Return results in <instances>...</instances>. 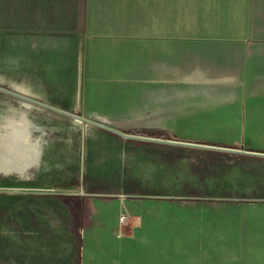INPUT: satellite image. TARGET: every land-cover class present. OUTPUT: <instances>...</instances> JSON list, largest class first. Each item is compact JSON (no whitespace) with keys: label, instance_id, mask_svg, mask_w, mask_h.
Masks as SVG:
<instances>
[{"label":"crops","instance_id":"1","mask_svg":"<svg viewBox=\"0 0 264 264\" xmlns=\"http://www.w3.org/2000/svg\"><path fill=\"white\" fill-rule=\"evenodd\" d=\"M6 2L15 5V0ZM3 10L21 12L25 43L26 35L45 43L46 54H55L49 60L68 53L74 62L84 44L81 58L91 85L98 73L88 72L86 61L101 53L100 68H116L107 61H117L120 69L132 70L117 74L149 76L152 91H180L183 100L203 110L216 131L217 114H226L225 109H235L230 113L236 117L242 113L245 123H264V0H20V8ZM50 77L46 84L57 83ZM69 91L68 103L53 106L74 112V106H81L83 116L96 112L109 117L88 106L82 84L77 101V80ZM212 140L197 143L233 148L218 144L217 135ZM104 195L74 191L71 196L40 197L36 211L3 213L0 264H159L158 247H253L247 232L233 229L241 220L264 214L263 204L254 212L250 206L240 210L238 204L217 200L178 205L107 200ZM128 210L134 215L133 234L124 237L118 214ZM13 220L15 227L9 226Z\"/></svg>","mask_w":264,"mask_h":264},{"label":"rangeland","instance_id":"2","mask_svg":"<svg viewBox=\"0 0 264 264\" xmlns=\"http://www.w3.org/2000/svg\"><path fill=\"white\" fill-rule=\"evenodd\" d=\"M14 3L0 0L1 86L12 90L15 84L36 88L31 97L54 105L69 102L72 95L69 89L72 81L76 84L77 80L80 91L81 84L87 87L88 106L100 109L109 116L110 126L125 133L190 142L213 141L217 135L218 144L264 151V123H245L240 116L242 113L236 117L230 113L235 109H225L226 114H217L216 131L213 124L206 122L208 118L203 110L196 103L183 100L180 91H152L149 76L117 74L132 72L120 69L117 61H107L116 68H100L101 53H93V58L86 61L87 71L98 73L91 77L94 80L91 85L90 76L85 75L84 58H81L84 44L79 45L78 59L74 62L68 53L62 59H47L55 54H46L45 43L32 42L27 35L25 43L21 12L3 10L20 8V0ZM53 38L59 40V37ZM42 39L45 41L46 37ZM114 47L116 45H111ZM48 74L57 83L46 84ZM51 88L59 90L51 91ZM79 98L76 93L77 101ZM8 104L18 106L10 95L0 92V111L7 110ZM73 108L78 114L85 112L81 106ZM30 118L38 127L45 128L48 144L42 151L41 166L31 180L0 175V216L7 211H36L38 198L71 196L74 191L83 195L106 194L107 200L123 199L133 203L167 201L182 205L197 200H217L238 204L240 210L242 206H250L254 212L256 205H264L262 159L132 141L92 126H88L89 131L84 135L71 118L42 107L34 110ZM52 206L51 211L55 210ZM128 212L132 221L123 226L124 237L133 234L134 215ZM5 222L1 219L0 225ZM16 222L19 223V219ZM9 226H16L14 220ZM237 229L252 237L253 247H216L217 251L214 247H158V263H262L264 214L239 221L233 230Z\"/></svg>","mask_w":264,"mask_h":264},{"label":"bare ground","instance_id":"3","mask_svg":"<svg viewBox=\"0 0 264 264\" xmlns=\"http://www.w3.org/2000/svg\"><path fill=\"white\" fill-rule=\"evenodd\" d=\"M14 90L27 97L34 94L20 84H15L12 91ZM77 96L81 97L80 89H78ZM11 97L18 103V106L8 104L7 110L0 111V175L29 181L32 171L41 166L47 134L44 127H38L30 118L33 111L41 107L25 99ZM88 116L100 123L111 124L106 116L96 112ZM72 121L81 127L84 135L89 131V125L77 120Z\"/></svg>","mask_w":264,"mask_h":264},{"label":"water","instance_id":"4","mask_svg":"<svg viewBox=\"0 0 264 264\" xmlns=\"http://www.w3.org/2000/svg\"><path fill=\"white\" fill-rule=\"evenodd\" d=\"M0 92L5 93L10 96H14L17 98L25 99L29 102H32L42 108L51 110L53 112H56L60 115L66 116L71 118L72 120L80 121L81 123L87 124L92 127H96L105 131H108L110 133L116 134L124 139L132 140V141H139V142H145V143H151V144H158V145H168V146H175V147H182V148H193V149H204V150H212L217 152H223V153H231V154H237V155H246V156H253L258 158H264V153L262 152H254L245 150L242 148H231V147H222V146H213V145H207L203 143H197V142H190V141H180V140H172V139H163V138H156V137H150V136H144V135H138V134H129L125 133L123 131H120L119 129L112 127L110 125H106L103 123H100L98 121L92 120L88 117H85L81 114H78L76 112L67 111L58 107H55L53 105H50L48 103L42 102L34 97H27L25 95H20L16 93L15 91H12L11 89L5 88L0 85Z\"/></svg>","mask_w":264,"mask_h":264},{"label":"built area","instance_id":"5","mask_svg":"<svg viewBox=\"0 0 264 264\" xmlns=\"http://www.w3.org/2000/svg\"><path fill=\"white\" fill-rule=\"evenodd\" d=\"M130 221H132V215L128 211H122L118 215V223L121 226L127 225Z\"/></svg>","mask_w":264,"mask_h":264}]
</instances>
